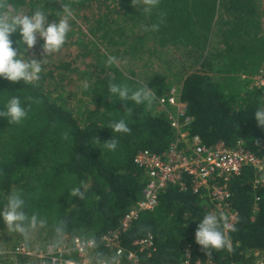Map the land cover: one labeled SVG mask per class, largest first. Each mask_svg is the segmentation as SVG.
<instances>
[{
    "label": "trees",
    "instance_id": "16d2710c",
    "mask_svg": "<svg viewBox=\"0 0 264 264\" xmlns=\"http://www.w3.org/2000/svg\"><path fill=\"white\" fill-rule=\"evenodd\" d=\"M39 1L0 0V17L31 15L36 10L34 2ZM88 1L69 3L78 6L75 13L87 10L92 2L99 9L104 7L106 29L98 33L100 26L93 27L94 23L91 32L86 28L92 43L107 50L121 43L129 54L153 43L157 50L168 46L181 55L177 60L181 63L180 96L192 118L184 131L187 137L198 135L207 145L222 141L234 146L243 140L253 153L264 154V128L253 116L257 108L264 107V86L244 78L264 72V53L259 54L264 42L262 0H136L138 7L132 0H105L109 5L104 0ZM52 4L61 12L67 6L63 0ZM109 8L120 11L119 16H107ZM48 14L49 20L57 19L55 12ZM126 20L136 21V25H126ZM11 38L17 47L18 33ZM43 43L37 36L26 52L29 59L43 58L39 81L24 85L0 78V107L19 96L28 113L19 124L10 125L0 117V208L10 193H18L25 201L29 221L35 217L34 224H26L27 232L44 233L46 242L56 246H67L73 237L100 242L141 196L144 179L133 156L139 150L162 152L174 139L165 114L154 109L153 94L169 91L168 77L156 71L147 73L144 81L127 78L123 68L110 64L104 53L109 69L100 68L98 78H88L92 81L90 106L85 104L82 116L77 117L42 90V83L69 67H84L79 61L91 60L90 52L69 46L61 53L63 57L53 58L52 53L44 55ZM112 83L132 90L146 87L151 98L141 104L117 101L108 91ZM121 119L130 132L111 131V122ZM113 137L117 141L114 151L105 142ZM229 186L227 203L238 213L232 225L235 231L228 230L231 251L223 248L207 255L195 242L194 233L203 216L209 212L221 215L208 197L176 186L161 192L154 210L141 214L122 235L123 245L129 247L134 239L152 234L155 250L142 254L143 264H178L186 244L192 245L193 258L216 264L251 262L256 253L264 251V184L254 186V171L247 167L230 178ZM76 189L82 196L72 194ZM254 202L258 209L253 214ZM0 239L5 247L14 248L25 240V234L8 229L0 220ZM97 250L104 254L102 243ZM0 264L31 262L26 255L1 253Z\"/></svg>",
    "mask_w": 264,
    "mask_h": 264
},
{
    "label": "built area",
    "instance_id": "2783aa9c",
    "mask_svg": "<svg viewBox=\"0 0 264 264\" xmlns=\"http://www.w3.org/2000/svg\"><path fill=\"white\" fill-rule=\"evenodd\" d=\"M261 71V70H259ZM255 74V83L264 86V72ZM157 111L163 112L174 134V139L162 152L139 150L133 156V163L141 170L144 186L140 198L119 218L118 224L103 234L101 241L93 238L73 237L67 246L49 244L39 259L48 264H143L141 256L155 250L154 237L147 233L134 239L131 246L122 243V235L131 229L141 214L154 210L159 195L168 187L206 196L215 204V212L229 225L237 220V211L227 200L231 196L229 180L244 168L254 171V186L264 184V154L256 155L243 140L234 146L222 141L204 144L198 135L187 137L185 129L192 118L188 115L187 103L180 96V88H170L161 96L153 94ZM258 200V197H255ZM258 209L254 202L252 213ZM102 243L104 254L99 255L98 245ZM13 255H29L24 247L15 246ZM178 264H216L211 260L192 257V245L183 248ZM48 260V261H47ZM231 264H264V251L256 253L251 262Z\"/></svg>",
    "mask_w": 264,
    "mask_h": 264
},
{
    "label": "clouds",
    "instance_id": "9594fccd",
    "mask_svg": "<svg viewBox=\"0 0 264 264\" xmlns=\"http://www.w3.org/2000/svg\"><path fill=\"white\" fill-rule=\"evenodd\" d=\"M132 5L138 7L136 0H132ZM48 16L49 14L44 11L35 10L31 15L15 14L0 17V78L12 83L22 82L24 85H31L40 80L43 58L29 59L26 57L27 50L35 45L37 36H39L44 41L42 44L44 55L59 51L70 30L69 21L74 18L72 10L67 6L63 7V15L58 20L51 21ZM156 27L153 26V29ZM17 33L19 38L15 41L17 47H14L11 37ZM114 59V57H109L108 62L111 64ZM108 91L110 97H117V101H131L135 104L150 100L152 95L146 87L132 90L125 85L115 83L109 85ZM27 114L19 96H12L3 107H0V117L6 118L10 125L21 123ZM253 116L258 126L264 128V107L257 108ZM110 128L112 132L117 133L131 131L123 119L112 121ZM105 142L109 150L114 151L117 148V141L114 137ZM72 194L82 196L78 189L73 190ZM24 208L25 201L21 195L15 192L10 193L6 205L0 208V220L8 229L25 234L28 230L26 224H34L35 217L29 221ZM229 229L235 231L233 226L223 222L217 214L209 212L198 222L194 240L202 250L207 252V255L223 248L231 251Z\"/></svg>",
    "mask_w": 264,
    "mask_h": 264
},
{
    "label": "rangeland",
    "instance_id": "374dc122",
    "mask_svg": "<svg viewBox=\"0 0 264 264\" xmlns=\"http://www.w3.org/2000/svg\"><path fill=\"white\" fill-rule=\"evenodd\" d=\"M52 1L53 0H40L39 2H34V7L36 10H44L48 11V13L55 12L58 20L63 15V12H61L59 8H55L52 4ZM63 1L67 5V7L72 10L74 18L69 21L70 30L67 33L64 45L59 49V51L53 52L52 57H63L61 53H63L64 50H69V46L71 48L73 47L75 50L81 47H85L86 50L90 52L91 60H87L88 62L85 60L79 61V63L84 62L85 65L80 69H77V67L75 66L72 68L69 67V69L65 73H62L60 75L57 74L54 77H46V80H44L42 83V90L47 92L48 95L52 96L55 100H57V102L62 103L63 106L72 110L75 116H82L81 111L82 107H85V104H88L90 106V103L88 102V92L89 87L92 85V81H90L88 78H98V71L100 70V68L109 69L105 59L106 56L103 55L104 53L109 57L116 58L114 59V62L117 66L123 68V70L125 71V76L127 75L133 79L144 81L147 73L157 71L165 74V76L168 77L167 81L170 88H179L181 82V63H179V61L177 62V60H180L181 55L178 52H174L173 48H169L168 46L162 47L161 51L157 50V46H154V44L151 43L149 46L144 47V49H140L136 54L134 53V51H132L133 54H129L126 53L127 51L120 46L121 43L117 42V45H112V47L107 50L106 48L101 47L103 46L101 44L96 45L94 42L92 43L87 32V29L89 32H91V30L93 29V23L95 24L93 27L97 25L100 26V29L97 30L98 33L102 32V29H106V26L103 25V23L107 21L106 17H103L104 7H101V9H99L96 4L93 6L94 2H92L87 10H81L75 13V11L78 9V6L76 7L75 5H72V2H69H84L85 0ZM262 1L261 6L264 10V0ZM88 2L90 3L91 0H89ZM104 2L109 5V2H106L105 0ZM110 8L108 11H106L108 15L106 13L105 14L107 16H113L117 18L120 14V11L115 10L114 8L113 10H111ZM262 16L263 17L260 21L264 25V15ZM134 22L136 21H125L126 25H136L134 24ZM90 27L92 29H89ZM115 34L119 38V28H117ZM262 39L264 40L263 37ZM115 40L119 41L120 39ZM261 46L263 49L259 52V54L264 53V42ZM48 59L50 60V55L48 56ZM73 59V65H76V59ZM188 66L189 63H187L185 67ZM189 70L192 71L194 70V68L189 67ZM174 73L175 75H173ZM255 74L256 73L249 74L244 78L245 80L247 79L254 83ZM81 92H83L82 96L80 95ZM154 109L155 111H157L155 104ZM44 238V233L39 236V234L35 231H28L25 233V240H19L20 242L16 246L24 247L26 252H29V255L26 256L28 257L31 264H40L43 263L45 259H39L40 257L38 255L44 253L46 251L45 248H47L49 244L52 245V243L46 242L47 239ZM61 241H59V243H63ZM13 252H16L15 249H12L11 247H5L0 239V254L4 253L7 256H13Z\"/></svg>",
    "mask_w": 264,
    "mask_h": 264
}]
</instances>
